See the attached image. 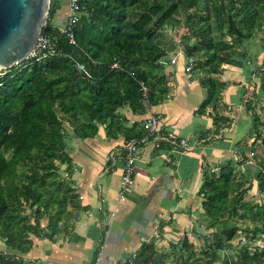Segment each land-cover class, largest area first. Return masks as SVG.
Returning a JSON list of instances; mask_svg holds the SVG:
<instances>
[{
  "label": "trees",
  "instance_id": "trees-1",
  "mask_svg": "<svg viewBox=\"0 0 264 264\" xmlns=\"http://www.w3.org/2000/svg\"><path fill=\"white\" fill-rule=\"evenodd\" d=\"M185 1L80 0L74 44L64 26L54 22L57 6H62L56 0L43 30L44 35L56 40L55 53L42 61L31 57L0 74V264L39 263L27 256L35 238L56 242L74 229L73 221L82 208L80 190L62 168L73 165L68 149L72 135L80 139L96 137L100 124L105 125L108 137L122 134L126 142L145 135L143 122L128 126L121 110L130 106L134 112L147 111L144 86L149 89L148 103L153 105L169 92L167 76L161 71L162 60L169 52L156 35L173 21ZM198 1L192 5L203 8ZM202 1L209 4V13L214 12L217 20L226 21L229 33L241 42L252 38L264 24V0ZM200 19L205 20V15ZM188 22L193 25L192 16ZM206 29L196 34L203 45L205 42L214 49L210 73H219L223 63L242 67V60H231L232 52L224 50L230 44L209 37ZM185 58H190V53ZM201 66L198 63L192 71ZM200 82L207 96L199 111L212 106L218 127L230 123V117L220 111L227 82L211 75L200 78ZM205 173L201 215L210 222V228H221L225 237L219 236L218 230L212 231L218 244L204 263L264 264V245L259 244L263 248L255 251L245 245L243 251L229 254L225 243L221 244L237 234V221L231 217L250 218L254 233L264 234V202L252 204L239 192L231 194L235 189L232 163L222 164L219 173ZM256 173L259 190L264 191V168ZM166 224L162 223V230ZM108 225L105 223L101 244ZM1 242L10 250H2ZM171 249L178 253L176 257L171 254L177 260L173 264H203L204 259L186 236L177 244L171 243ZM170 251L162 254L153 239L142 245L129 264H166Z\"/></svg>",
  "mask_w": 264,
  "mask_h": 264
},
{
  "label": "crops",
  "instance_id": "crops-1",
  "mask_svg": "<svg viewBox=\"0 0 264 264\" xmlns=\"http://www.w3.org/2000/svg\"><path fill=\"white\" fill-rule=\"evenodd\" d=\"M63 1L65 6H57L54 17L61 27L68 14V1ZM177 57L176 63H168L164 68L170 89L160 103L147 102L145 113L134 112L130 106L121 111L128 118V126L135 122L142 125L150 114H160L166 130L190 139L195 149L183 152L176 147L158 148L149 143L137 158L132 183L120 200L124 172L120 153L125 136L108 137L102 124L96 137L80 139L72 135L68 149L73 165L68 168L65 164L62 168L80 190L82 208L77 211L70 233L56 242L35 238L28 257L40 264H94L96 251L103 246L100 264H118L121 259L138 254L146 242L155 239L158 251L167 252L171 243L185 238V230H197L202 218L200 191L205 184V168L221 159L229 143L222 140L223 132L217 133L223 127L215 124L214 108L208 106L199 111L207 89L187 68L186 58ZM239 94L237 87L229 84L223 103L229 105ZM223 114L233 116L226 109ZM164 222L167 224L162 230ZM105 223L109 225L101 244ZM1 249L10 250L3 242Z\"/></svg>",
  "mask_w": 264,
  "mask_h": 264
},
{
  "label": "rangeland",
  "instance_id": "rangeland-1",
  "mask_svg": "<svg viewBox=\"0 0 264 264\" xmlns=\"http://www.w3.org/2000/svg\"><path fill=\"white\" fill-rule=\"evenodd\" d=\"M60 1L63 8L65 2L63 0ZM193 1L186 0L173 21L156 35L160 43L169 52L162 60L164 68L168 66V63L169 65L173 64L169 61L172 56L175 55L174 58H176L177 62L178 55L185 58L190 53V58H187V67L191 65L192 68H195L198 63L202 65L196 71H192V68L190 69V72L195 77L204 78L210 75L218 77L226 81L228 85L233 84L240 91V96H235L229 105L222 104L224 108L220 110L223 113L226 109L233 115L230 118L231 122L222 125L224 129L221 128V132L218 129L219 131L217 132L219 134L223 132L222 140L228 142L229 145L223 152L221 159L214 161L211 165L208 164L205 169L209 172L215 171L219 173L222 164L232 163L235 174L232 184L235 189L232 190L231 194L237 195V192H239V195L243 196L244 201L252 204L264 202V191L259 190L256 173L264 168V145L262 142L264 137V24L254 33L252 38H245L241 42L239 38L229 33L226 21L217 20L214 12L209 13L207 7L209 4L206 1L204 3L202 0L197 2L199 5H204L203 8L194 7L192 5ZM202 14L205 15V20L200 19ZM190 16L193 17L194 22L191 23L193 25L188 22ZM203 27L207 28L204 32L209 37L230 44V47L224 50L232 52L231 60H242V67L223 63L219 68V73L214 75L210 73L211 65L214 63L210 58L214 49L206 46L205 42L203 45L199 41V39L201 41L202 39L200 37L198 39L196 34V31L203 30ZM195 43L197 44L194 46ZM234 49L236 52H234ZM161 71L166 73L162 69ZM4 72V69L0 70V74ZM221 101L220 103H223ZM226 133H228V136L225 137ZM200 198L203 200L204 196L200 194ZM239 209V211H242L243 207L240 206ZM202 210L203 208L201 207ZM228 216L229 214H226V217ZM231 220L237 221V234L233 240L228 241L224 238L226 242L223 241L221 243H225L223 246L229 254L243 251L245 245L252 247V251L263 248L259 244L264 245V234L254 233L253 220L250 218H239V216L231 217ZM209 226L210 222L203 217L197 223V230L193 227L183 232L189 242L194 245L197 255L204 259L203 264L212 257V252L210 251H213L214 245L217 246L218 244V242H215L216 237L212 234V231L218 230L219 236L225 237L221 233V228L212 229ZM206 250L207 253L205 252ZM169 253L170 255L174 254L175 257L178 255L177 252H173V249ZM175 257L171 255L164 261L166 264L176 263ZM212 264L221 263L215 262Z\"/></svg>",
  "mask_w": 264,
  "mask_h": 264
},
{
  "label": "built area",
  "instance_id": "built-area-1",
  "mask_svg": "<svg viewBox=\"0 0 264 264\" xmlns=\"http://www.w3.org/2000/svg\"><path fill=\"white\" fill-rule=\"evenodd\" d=\"M56 0H51L52 3ZM68 1V14L67 20L65 23L64 31L68 34L70 41L74 44H77L75 38L74 29L81 16V5L80 0H67ZM56 40L53 38L44 35H40L38 43L31 53V57L37 61H42L55 53L56 51ZM30 57V58H31ZM171 63H176V58L171 59ZM114 66H118L117 63ZM189 70L192 68L191 65L187 67ZM6 69L0 66V70ZM148 87L144 86V97L147 102H149V93ZM143 126L146 130L144 136L139 138H134L125 143L124 148L121 150L120 155L124 160V172H123V183L122 188L119 192L120 200H123L126 195V191L132 183L134 172H135V163L140 154L145 150L146 146L149 143H153L156 147H161L163 144L169 145L171 148H178L183 152L191 151L195 149L196 145L188 138L177 135L176 133L166 130L163 119L160 114H150L143 120ZM103 246H101L100 252L97 254L95 264H100ZM136 253L131 254L128 257L121 259L118 264H129L135 257ZM28 264H39L37 262H31Z\"/></svg>",
  "mask_w": 264,
  "mask_h": 264
},
{
  "label": "water",
  "instance_id": "water-1",
  "mask_svg": "<svg viewBox=\"0 0 264 264\" xmlns=\"http://www.w3.org/2000/svg\"><path fill=\"white\" fill-rule=\"evenodd\" d=\"M50 9L51 0H0L1 67L11 68L31 57Z\"/></svg>",
  "mask_w": 264,
  "mask_h": 264
}]
</instances>
